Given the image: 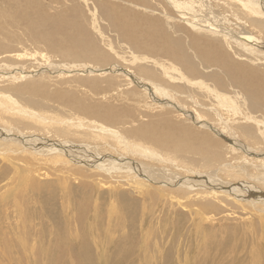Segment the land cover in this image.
I'll return each instance as SVG.
<instances>
[{
	"label": "bare ground",
	"instance_id": "6f19581e",
	"mask_svg": "<svg viewBox=\"0 0 264 264\" xmlns=\"http://www.w3.org/2000/svg\"><path fill=\"white\" fill-rule=\"evenodd\" d=\"M133 1L147 5L146 12L141 15L133 11L128 3L123 7L121 16L116 17L109 13L101 18L102 22H108L116 30L119 38L126 39L128 45L133 46L128 48L125 57L114 47L109 48L110 52L119 59L118 62L125 65L113 64L109 52L101 51L95 41L90 43L91 37L87 33H81L83 26L65 19L63 21L62 18L58 21L54 18H44L42 25L48 26L49 33L45 40L49 45L60 49L63 51L62 54L66 55V52L71 53L64 47V43H68L71 50L80 49L82 52L93 54L99 60H105L103 63L107 64V67L100 68L92 64L82 65L76 62L71 65L57 64L53 56L46 51H23L13 54L11 58L23 62L34 61L35 65L40 66L30 69L31 67L21 64L2 65L0 84L2 81L8 84L26 82L47 74L50 78H72L78 75L108 76L117 81H111V87L116 86L118 90L123 86L129 89L132 87L131 90L127 88L128 92L121 94L122 98L126 102H135L136 105L144 103L139 108L147 111L144 117L149 121L140 123L138 127L129 128L130 130L125 133L105 125L95 127L93 125L96 123L93 122L86 124L68 120L61 123H47L49 120L52 121V118L40 115L34 109V111L25 110L9 94L11 90H18L25 85L15 88L0 87V116L8 110L17 112L18 115L10 116L11 121L27 125L29 129V131L22 130L9 123V127L0 126V158L13 163L12 158L17 155L16 158L20 159V163L27 158L26 161L31 159L52 167L66 165L77 170L80 175L99 174L108 180L126 181L127 184L129 182L147 193L150 189L165 188L179 192L184 198H192L195 195L219 198L231 196L237 206L255 205L254 211L262 215L261 222H264V0ZM97 2L102 11L111 5L107 0H97ZM114 6L121 8L118 2H115ZM154 12H159L163 18L154 16ZM231 19L235 21L234 25ZM176 21L181 23L176 25ZM179 26L194 35L203 36L202 39H194L187 45L183 37L179 36L180 32L176 30ZM57 30L70 31L66 33V38L61 44ZM138 33L144 35L140 37ZM83 37L87 39L86 43ZM188 46L190 52L187 50ZM229 52H234L236 56L242 58V63L234 62ZM40 60L44 64L40 63ZM165 61L171 62L175 69L169 68ZM196 61L199 63L197 64ZM203 65L217 69L218 74L209 73L210 83L206 82L207 79L204 81L192 77L203 73L201 70ZM176 71L178 74H174ZM233 75L239 76L233 78ZM91 81L93 86L100 88L97 82ZM118 82L119 84L116 85ZM188 88L191 90L187 92L190 94L188 96L190 99L186 98L198 105L196 107L200 110H191L188 103L178 97L183 94L181 89ZM226 88L230 91L237 88L240 91H234V94L242 97L241 105L232 94L219 90ZM26 90L27 96H33L38 92L35 86ZM134 108L138 110L137 106H133L132 109ZM132 109L119 110L120 112L115 110L116 115L112 116L118 120L124 117L130 118ZM171 112L175 115L179 114L182 118L177 120L176 116L170 114ZM252 112L261 114L259 116L261 120L248 115ZM21 113L27 117L21 116ZM231 117L233 119H230ZM237 120L243 121L238 123ZM48 124L56 130V137L48 136L49 132H45L46 135L37 133L45 129ZM195 129H202L203 132ZM71 137H80L81 140L78 141L80 144L72 142ZM103 140L105 142L102 143L103 147L107 146L111 149L121 147L124 152L114 154L111 150H107L108 148L101 149L100 143ZM224 147L227 148L224 149L226 152H223ZM128 154L148 158L150 161H138ZM192 154L199 155L200 159L191 157ZM228 155L231 157H227ZM171 156H175V159L183 163H177L170 158ZM151 161L182 167L186 175L176 173L171 168L154 166ZM66 166L63 168L66 169ZM15 167L24 185L38 189L28 169L23 165H15ZM219 172H225L234 179H242L225 182L217 177ZM225 192H231L236 196ZM113 195L112 197L121 206L129 201L123 195ZM237 197L240 198L239 200L243 199L242 197L245 199L238 201ZM211 205L208 209H211ZM7 249L6 246L3 250L7 251ZM37 255L40 260L35 261L34 264L40 261L46 264H63L67 259L70 261L68 264H97L94 254L86 246L78 250L69 248L59 254H50L48 250L42 248L38 250ZM8 263L22 264L20 260L18 262L10 260Z\"/></svg>",
	"mask_w": 264,
	"mask_h": 264
},
{
	"label": "rangeland",
	"instance_id": "374dc122",
	"mask_svg": "<svg viewBox=\"0 0 264 264\" xmlns=\"http://www.w3.org/2000/svg\"><path fill=\"white\" fill-rule=\"evenodd\" d=\"M107 1L111 5L102 11L97 0H0V61H3L0 62V66L21 64L35 69L40 66L35 65L36 62L30 60L23 62L11 57L17 52L43 50L53 56L57 64L71 65L76 62L82 65L92 64L100 68L107 67V64L103 63L105 60H99L93 54L82 52L80 49L71 50L68 43H64V47L71 53L66 52V55L62 54L63 51L60 49L49 45L45 40L49 33L48 26L42 25L44 18H54L56 21L62 18L63 21L65 19L83 26L81 33H87L91 37L90 43L95 41L101 51L109 52L113 64L125 65L118 62L119 59L110 52L109 48L114 47L120 55L125 57V53L129 51L128 48L133 46L128 45L126 39L119 38L116 30L108 22H102L101 18L109 13L116 17L121 16L123 7L128 3L133 11L141 15L148 8L147 5L133 0ZM115 2H118L121 8L115 7ZM153 15L163 18L159 12H154ZM230 21L233 25L235 24L232 19ZM177 22L176 25L181 23ZM183 29L182 26L176 27V30L180 32L179 36L183 37L187 45L194 39L203 37ZM57 31L61 44L66 38V33L70 31ZM143 35L138 33L140 37ZM83 39L86 43L87 39L84 37ZM187 48L189 51L190 47ZM229 53L234 62H241L242 58L236 56L234 52ZM165 62L169 68L175 69L171 62ZM40 63L43 61L40 60ZM196 63L199 62L196 61ZM198 68L200 70V65ZM211 68L203 65L201 67L203 73L199 76L192 75V77L206 81L210 72L218 74L216 67ZM48 76L49 74L35 77L21 83L8 84L2 81L0 87L1 89L11 86L15 88L25 85L18 90H11L9 94L25 110L34 109L40 115L52 118V121L45 119L47 123H61L68 120L86 124L93 122L96 123L93 125L95 127L105 125L125 133L127 130L138 127L140 123L149 121L144 117L147 111L139 108L144 103L136 105L135 102H126L122 98L121 94L128 92L132 87L130 89L127 87L128 90L125 86L119 90L116 86L111 87L110 82L115 80L108 76L78 75L72 78ZM238 76L232 77L238 78ZM91 80L97 82L100 88L93 86ZM31 86H35L38 92L33 96H27L26 89ZM234 89L219 90L232 94L241 105L242 97L234 94L240 91L237 88ZM6 91L5 89L4 92ZM181 91L183 94L178 97L188 103L191 110H200L196 107L198 105L189 100L190 94L187 92L191 90L188 88ZM202 100L199 101L204 104ZM2 103L4 104V101ZM133 106H137L138 110L132 109ZM128 108L132 109V117L118 120L112 116L116 115L115 110L124 111L123 109ZM170 114L176 116L177 120L182 118L177 113ZM12 115H18V113L12 110L4 111L0 116V126L9 127V123L29 131L27 125L12 122L10 119ZM20 115L27 117L22 113ZM248 115L261 120L259 118L261 114L252 112ZM242 121L237 120L238 123ZM195 130L203 132L202 129ZM45 132H49L48 136L53 138L57 136L56 130L49 124L37 133L46 135ZM80 140V137H71L72 142L80 144L78 142ZM102 143H105L104 140L100 143L101 149L108 148L107 150H111L114 154L124 152L121 147L111 149L104 146V148ZM224 149L227 150L224 147L223 152ZM196 151L198 152V149ZM190 156L200 159L199 155ZM16 157L17 155L13 156V163L0 158V264H9L10 260L17 262L20 260L22 264H34L35 261L40 260L37 258L39 249L44 248L50 254H59L69 248L84 249V246L94 254L97 264H264V222H261L262 215L254 211L255 205H238V207L231 196L219 198L195 195L192 198H184L179 192L165 188L150 189L149 194L129 182L127 184L126 181L108 180L99 174L80 175L77 170L66 165V169L69 170L64 169L65 166L52 167L44 165L43 162L38 164L31 159L26 161L27 158L20 163V159ZM130 157L143 162L149 160L133 155ZM170 158L179 164L183 163L175 159V156ZM151 164L171 168L176 173L186 175L182 167L177 168L157 161H151ZM15 165H23L32 173L30 176L38 185V189H31L21 182V175L18 174ZM217 177L225 182H236L242 179L231 178L225 172H219ZM111 193L114 194L113 196L127 197L128 203L121 206ZM225 193L236 196L231 192ZM242 198L239 200L240 198L237 197V200L244 201L245 197ZM210 205L211 209H208ZM6 246L8 249L4 251ZM28 255L31 256H29L30 261ZM69 262L67 259L63 264ZM38 264H46V262L40 261Z\"/></svg>",
	"mask_w": 264,
	"mask_h": 264
}]
</instances>
